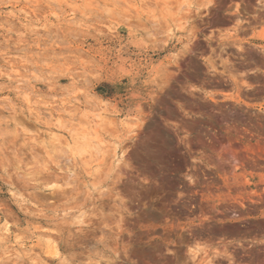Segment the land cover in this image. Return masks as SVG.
<instances>
[{
  "label": "rangeland",
  "instance_id": "374dc122",
  "mask_svg": "<svg viewBox=\"0 0 264 264\" xmlns=\"http://www.w3.org/2000/svg\"><path fill=\"white\" fill-rule=\"evenodd\" d=\"M8 65L0 264H264V0H0Z\"/></svg>",
  "mask_w": 264,
  "mask_h": 264
},
{
  "label": "bare ground",
  "instance_id": "6f19581e",
  "mask_svg": "<svg viewBox=\"0 0 264 264\" xmlns=\"http://www.w3.org/2000/svg\"><path fill=\"white\" fill-rule=\"evenodd\" d=\"M36 15V14H35ZM30 18H31V16H30ZM25 23V20L23 21V24ZM4 68V70H1L0 69V73L2 74V76L3 77H5V78H8V79H14V78H19V79H16L15 80V82L17 83V85H18V88H20V89H22V88H24V85H26L27 84V81H26V75H21L20 74V72L18 71V70H15V68H14V66L13 65H8V66H5V67H3ZM21 78V79H20ZM53 94H55V92L53 93ZM34 95L35 96H37V97H39V98H42L41 97V95L40 94H38L37 92H35L34 93ZM28 96V95H27ZM55 97V96H54ZM53 97V98H54ZM70 98V97H69ZM42 102H44V104L47 106V108H48V110H51L52 109V105L54 104V102H46V101H42ZM105 103V102H104ZM56 104V103H55ZM65 104V103H64ZM63 107V106H62ZM59 109V108H58ZM64 109H65V107H64ZM67 110V109H66ZM66 110H62V112L63 111H66ZM61 119L62 118H60V120H59V118H57V120H58V122H60L61 121ZM103 119V118H102ZM60 123H62V122H60ZM59 123V124H60ZM61 127V126H60ZM73 131V130H72ZM71 131V132H72ZM85 135V134H84ZM76 137H80V136H78V134H77V136ZM86 137V136H85ZM81 138H83L84 139V136L82 137L81 136ZM88 138H89V136H88ZM86 139V138H85ZM84 139V140H85ZM90 139V138H89ZM84 140H82V141H84ZM90 142H91V140H90ZM89 141H88V143H90ZM87 142H86V144L85 143H83L84 144V146L82 147V148H80L79 147V149H77V152H78V154H83V152L85 153L86 151H87V146L89 145ZM92 143V142H91ZM82 144V143H81ZM81 146V145H80ZM90 146V145H89ZM93 146V145H92ZM93 148V147H92ZM79 150V151H78ZM90 151V150H89ZM80 152V153H79ZM76 153V152H75ZM85 155V154H84ZM83 156V155H82ZM53 185H55V184H53ZM150 215L152 216V217H154L156 220H158V219H160L161 218V214L159 213V212H156V211H150ZM162 218H163V216H162ZM9 234H7V236H8ZM16 242V241H15ZM18 244V246L19 247H21V248H23L24 247V245L23 244H21V243H17ZM17 246V245H16ZM8 249V248H7ZM156 256V255H155Z\"/></svg>",
  "mask_w": 264,
  "mask_h": 264
}]
</instances>
